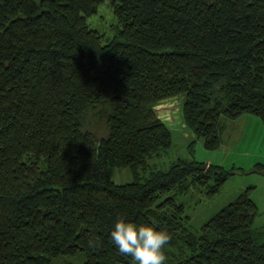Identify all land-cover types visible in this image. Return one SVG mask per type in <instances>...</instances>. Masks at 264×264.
I'll return each instance as SVG.
<instances>
[{"label": "trees", "instance_id": "obj_1", "mask_svg": "<svg viewBox=\"0 0 264 264\" xmlns=\"http://www.w3.org/2000/svg\"><path fill=\"white\" fill-rule=\"evenodd\" d=\"M103 1L0 0V264H131L118 217L165 230L167 264H264L250 187L197 230L175 197L231 171L180 158L146 173L172 146L177 97L210 150L222 116L264 122V0H107L110 37L88 21Z\"/></svg>", "mask_w": 264, "mask_h": 264}, {"label": "rangeland", "instance_id": "obj_2", "mask_svg": "<svg viewBox=\"0 0 264 264\" xmlns=\"http://www.w3.org/2000/svg\"><path fill=\"white\" fill-rule=\"evenodd\" d=\"M88 21L93 28L105 33L108 37L115 33L117 27L115 15L107 0L99 5L98 11L89 17ZM182 103V98L177 97L168 106L175 120L172 124V146L148 160L146 173L148 174L151 170H168L180 158L222 165L231 173L218 192L208 194L205 189L196 187L191 188L187 193L175 195L177 201L186 206L190 215L189 226L193 230L199 229L209 218L250 187V196L259 208L254 228L264 231L263 120L249 113L237 119L222 116L220 119L221 146L210 150L204 146L203 140L197 138L183 123ZM91 125L96 132H103L101 123L92 121ZM110 173L118 183L129 182L134 178L130 169L112 167Z\"/></svg>", "mask_w": 264, "mask_h": 264}, {"label": "clouds", "instance_id": "obj_3", "mask_svg": "<svg viewBox=\"0 0 264 264\" xmlns=\"http://www.w3.org/2000/svg\"><path fill=\"white\" fill-rule=\"evenodd\" d=\"M110 240L121 255L131 258V264H167L165 246L171 236L150 224H134L118 217L110 231ZM87 246H102V240L94 233L89 234Z\"/></svg>", "mask_w": 264, "mask_h": 264}, {"label": "crops", "instance_id": "obj_4", "mask_svg": "<svg viewBox=\"0 0 264 264\" xmlns=\"http://www.w3.org/2000/svg\"><path fill=\"white\" fill-rule=\"evenodd\" d=\"M123 175H121V177H122Z\"/></svg>", "mask_w": 264, "mask_h": 264}]
</instances>
